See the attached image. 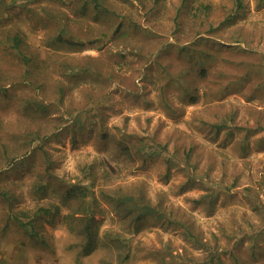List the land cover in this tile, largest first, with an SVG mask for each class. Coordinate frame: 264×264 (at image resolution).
I'll use <instances>...</instances> for the list:
<instances>
[{
	"label": "rangeland",
	"instance_id": "rangeland-1",
	"mask_svg": "<svg viewBox=\"0 0 264 264\" xmlns=\"http://www.w3.org/2000/svg\"><path fill=\"white\" fill-rule=\"evenodd\" d=\"M0 264H264V0H0Z\"/></svg>",
	"mask_w": 264,
	"mask_h": 264
},
{
	"label": "trees",
	"instance_id": "trees-1",
	"mask_svg": "<svg viewBox=\"0 0 264 264\" xmlns=\"http://www.w3.org/2000/svg\"><path fill=\"white\" fill-rule=\"evenodd\" d=\"M13 41L18 44L19 39L14 37ZM142 213H152L154 211V209L150 206H144L142 208ZM50 209L48 207H39L33 214V218L34 216H39V214H43V213H49ZM32 218V219H33ZM20 223H22V221L19 220ZM29 224L28 220L26 222H23L24 225ZM82 238H83V245H84V249H88L89 245L91 243L96 244L97 242V234L93 232L92 228H91V224H90V218H88L86 220L85 226L82 229ZM126 256V255H125Z\"/></svg>",
	"mask_w": 264,
	"mask_h": 264
}]
</instances>
